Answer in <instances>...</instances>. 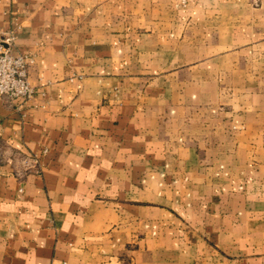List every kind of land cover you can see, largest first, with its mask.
I'll use <instances>...</instances> for the list:
<instances>
[{"label":"crops","instance_id":"0c3cea01","mask_svg":"<svg viewBox=\"0 0 264 264\" xmlns=\"http://www.w3.org/2000/svg\"><path fill=\"white\" fill-rule=\"evenodd\" d=\"M136 1L150 3L0 0L34 86L0 96V264H264V0L198 20L207 90L166 74L183 65L182 13L116 26ZM168 34L159 58L132 57Z\"/></svg>","mask_w":264,"mask_h":264},{"label":"rangeland","instance_id":"374dc122","mask_svg":"<svg viewBox=\"0 0 264 264\" xmlns=\"http://www.w3.org/2000/svg\"><path fill=\"white\" fill-rule=\"evenodd\" d=\"M217 2L218 0H150V3L136 1L134 6L133 4H130V6L132 5L135 8V11L130 13L133 17L131 18H127L126 16L121 17L119 20H116L118 24L116 22L115 23H116V26H120V27L129 25V26L136 27V28H142L146 30L148 29L149 31L153 29L156 30L160 26L168 29L171 26L170 24L171 20L160 18L159 17L160 14L164 13L163 11L182 13L184 17L183 26L182 28L180 27L179 30L182 29L184 31L182 34H179L178 38L179 39L182 38L181 40H183L184 42L185 49H184V56H183V65L180 67H173V66L169 67V69L166 71V74L169 76H172V75L175 76V74H177L178 77L181 76V74H183L184 82H185L184 89L186 88L187 80H190L192 76L194 77L199 76L201 79V83L199 85L201 87H204L207 90V88L210 85L208 84L207 80H209L208 78H210L209 76L211 73L209 71V68L206 66V63H203V62H205L208 58H210L211 54H214L216 52L202 50V49L194 51V52L191 50L192 45L196 46L200 44V46H205L207 44L205 42V39L207 40L209 37L207 34V29L206 30L202 28L200 30L197 29L198 20H200V22H205L206 19L203 18L204 17L203 14H207L211 12L212 10L224 9V10H230L233 13L234 12L239 13L240 11H244L248 9V12L250 13L251 9L253 8L256 9L257 6H260L261 4L260 1H257V0H247V3H248L247 4L248 8H247L245 5V2L244 1L240 2V0H232L231 4H218ZM121 14L126 15L125 13H121ZM234 21L236 22V24H239L240 19H235ZM137 37L140 38V36H135V35L121 36L122 39L130 41V42H137L139 39V38L136 39ZM173 37H176V35H169V34L162 35V36L152 35L150 36L151 38L150 41H149V38L143 39L145 40L144 44L145 42L146 43L151 42V43H148V45H152L150 46V48L144 47V49L142 48L143 45H140L141 42L143 41H138L136 52L133 54L132 57L137 60H140V58L141 59L145 58L146 60H150L153 58H159L160 56H157V54H159V52H164L163 49H165L163 45L164 43L163 41H161V38L162 40L167 39L169 42H171V38ZM197 41H199V43H196ZM13 44L15 47V37L13 40ZM15 51L23 53L17 50L16 47H15ZM232 53L233 55L231 56V58H237V59L239 58V52L234 51ZM234 53L236 55H234ZM26 55L33 58V56H30L28 54ZM198 62L202 64L198 66L197 65ZM136 69L140 70L143 68L140 67L139 69L136 67ZM146 69H149V67ZM152 71H153L151 72L152 76L157 75L159 73H163V71L155 72V68H152ZM28 79H29V74H28ZM212 85L214 86L216 85V89L218 90L220 95L223 96L225 94V86H224L225 84L224 83H216ZM231 85H235V84H231ZM174 86H175L174 81L170 83V79H169L166 89L169 90L170 88H173ZM228 88L226 91H228ZM232 92H234V90L231 88V92L228 94H231ZM207 101L208 100H203V99L200 100V104L198 106L200 111H205V109L209 107H211L212 109L216 108L212 105L208 106ZM223 104H224V98L218 99L216 106L218 109L223 108Z\"/></svg>","mask_w":264,"mask_h":264},{"label":"built area","instance_id":"2783aa9c","mask_svg":"<svg viewBox=\"0 0 264 264\" xmlns=\"http://www.w3.org/2000/svg\"><path fill=\"white\" fill-rule=\"evenodd\" d=\"M13 40L11 30H0V96L8 102L19 99L24 103L34 95L28 79V68L33 58L15 51Z\"/></svg>","mask_w":264,"mask_h":264}]
</instances>
